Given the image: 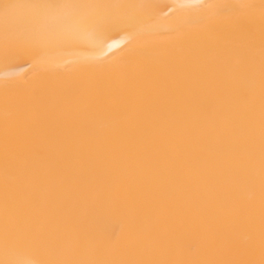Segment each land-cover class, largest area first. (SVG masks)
Masks as SVG:
<instances>
[{"label":"bare ground","instance_id":"bare-ground-1","mask_svg":"<svg viewBox=\"0 0 264 264\" xmlns=\"http://www.w3.org/2000/svg\"><path fill=\"white\" fill-rule=\"evenodd\" d=\"M58 3L152 7L129 9L127 22L103 28L73 10L51 16L28 7ZM261 3L0 0V258L7 181L26 221L49 238L48 249L15 254L25 264L61 247L68 258L79 247L81 259L259 262V136L250 160L244 129L252 109L259 127ZM5 4L22 6L7 33ZM125 73L139 75L137 93L158 81L179 93L137 118L120 103ZM5 84L18 99L41 92L27 116L9 114L20 121L21 143L7 176Z\"/></svg>","mask_w":264,"mask_h":264},{"label":"snow or ice","instance_id":"snow-or-ice-1","mask_svg":"<svg viewBox=\"0 0 264 264\" xmlns=\"http://www.w3.org/2000/svg\"><path fill=\"white\" fill-rule=\"evenodd\" d=\"M22 7L16 4H5L3 6V17L5 21V32L9 30V21L14 9ZM28 7L44 10L48 15L59 16L66 10H73L75 19L83 23L103 28L107 25H116L127 22L128 10L139 7L150 9L151 5H111V4H38ZM223 11L228 6H208ZM243 7L255 8L256 5H246ZM262 35H264V0L260 4ZM38 42V38H37ZM5 56L13 54L7 41L4 46ZM250 78L254 76V69L249 68ZM137 73L123 74L122 81L129 85L126 93L120 96V103L129 111L134 113L137 118L149 111H154L160 104L168 102L174 95L179 93V86L165 82H156L153 85L154 91L147 94L137 93L133 85L138 80ZM260 119L257 129L254 109L250 110L246 126L244 129L250 160L255 159L254 145L257 134L259 136V167H260V252L259 262L254 259H222V260H162L156 258H127L114 260L81 259L77 258L80 251L79 247L71 249L72 257L68 258L62 253V247L58 249V254L40 258L30 262V264H264V41H262V58L260 65ZM15 87L5 84L4 88V154H5V173L7 176L10 157L15 155L20 147L19 132L20 121L9 119V114L16 112L18 115H28V110L40 103L41 92L35 91L30 98L18 99L9 95V89ZM32 130V121H25L23 133L27 137ZM226 135H232L231 130H226ZM149 165L151 161H148ZM254 175L250 173L249 183H253ZM50 247L47 233L38 223H28L12 198L10 187L6 181L3 201V258L0 264H25L24 261L17 259L15 254L21 250H45Z\"/></svg>","mask_w":264,"mask_h":264}]
</instances>
